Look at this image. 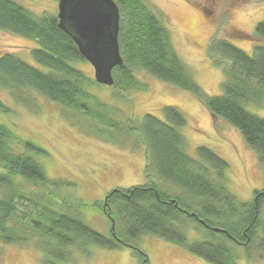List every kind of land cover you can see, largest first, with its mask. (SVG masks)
I'll list each match as a JSON object with an SVG mask.
<instances>
[{
  "label": "trees",
  "instance_id": "obj_1",
  "mask_svg": "<svg viewBox=\"0 0 264 264\" xmlns=\"http://www.w3.org/2000/svg\"><path fill=\"white\" fill-rule=\"evenodd\" d=\"M113 1L119 8L122 64L112 70V97L124 100L130 92L145 91L147 85L136 77L140 71L187 91L213 122L223 120L237 129L264 168V118L245 107L258 108L264 101V18L254 28L263 44L254 46L251 55L226 39L210 40L208 52L223 75L221 94L210 96L193 80L173 48L161 15L146 0ZM0 30L35 41L31 57L46 69L12 53L0 55V89L14 103L33 110L41 96L60 104L61 117L79 131L133 152L143 147L146 155L145 184L113 189L102 201L85 203L62 192L72 189L73 183L47 178L33 158L13 152L11 141L41 150L0 124V168L4 170L0 173V244L22 246L36 237L34 245L45 256L43 264H53L48 256L67 259L66 249L72 246L82 251L89 244L108 249L129 246L141 264H147L145 253L134 242L149 234L211 264H236L233 245L242 246L248 260L253 254L264 260V189L254 191L250 202H240L224 186L228 164L223 159L206 147L196 148L198 160L187 155L179 131L186 124L182 112L165 106L162 119L145 114L140 121L116 120V110L89 91L100 84L73 65L86 60L58 28L55 14L36 15L14 0H0ZM10 111L0 100V112ZM16 176L22 181H15ZM88 209L109 216V236L81 219L80 212ZM187 231L197 239L189 241Z\"/></svg>",
  "mask_w": 264,
  "mask_h": 264
},
{
  "label": "rangeland",
  "instance_id": "obj_2",
  "mask_svg": "<svg viewBox=\"0 0 264 264\" xmlns=\"http://www.w3.org/2000/svg\"><path fill=\"white\" fill-rule=\"evenodd\" d=\"M14 1L36 15L45 12L57 14L55 0ZM146 2L161 15L175 52L207 95L221 94L223 79L222 67L214 64L215 58L208 52L212 38L226 39L249 55L254 46L263 44V40L255 35L254 28L264 18V0ZM36 46L33 40L0 30V55L12 53L34 67L46 70L31 57V50ZM73 65L93 78V67L87 61ZM136 77L147 85V89L130 92L124 100L112 97L108 86H94L89 91L116 110L115 119L118 121L127 118L140 121L145 114L162 119L163 107H176L186 120L179 131L185 139L184 151L187 155L198 160L196 148L206 147L223 159L228 164L223 174L224 186L240 202H250L254 191L264 189V168L259 166L255 153L237 129L223 120L216 121L214 125L216 122L208 111L189 92L142 71L137 72ZM0 100L11 109L8 113L0 112V124L8 126L17 139L32 142L41 150L25 149L17 141H11L13 152L33 158L41 165L47 178L74 184L72 189H62V192L92 203L102 201L113 189H128L146 183L143 147L133 152L129 148L101 142L66 122L61 117V105L41 96L37 97V106L33 110L14 103L1 89ZM245 107L264 118V101L258 108L252 104ZM2 172L4 170L0 168ZM14 180L22 181L17 176ZM79 215L92 229L109 236L108 219L103 213L88 209ZM186 233L189 241L197 239L192 232ZM35 241L36 237L22 246L0 244V264H43L45 256L35 247ZM134 244L145 253L147 264H211L180 246L149 234L140 235ZM233 247L237 254L236 264H264V260L255 254L248 260L242 246ZM66 250L69 254L67 259L48 256L49 261L53 264H141L129 246L108 249L89 244L85 251L73 246Z\"/></svg>",
  "mask_w": 264,
  "mask_h": 264
},
{
  "label": "water",
  "instance_id": "obj_3",
  "mask_svg": "<svg viewBox=\"0 0 264 264\" xmlns=\"http://www.w3.org/2000/svg\"><path fill=\"white\" fill-rule=\"evenodd\" d=\"M56 18L58 28L70 37L80 55L93 67V80L112 86V70L122 64L117 4L113 0H57ZM110 229L114 230L113 221Z\"/></svg>",
  "mask_w": 264,
  "mask_h": 264
}]
</instances>
